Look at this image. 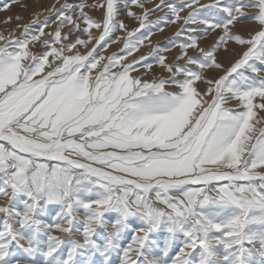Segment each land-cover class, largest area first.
<instances>
[{
    "label": "snow or ice",
    "instance_id": "1",
    "mask_svg": "<svg viewBox=\"0 0 264 264\" xmlns=\"http://www.w3.org/2000/svg\"><path fill=\"white\" fill-rule=\"evenodd\" d=\"M0 24V264H264V0Z\"/></svg>",
    "mask_w": 264,
    "mask_h": 264
},
{
    "label": "bare ground",
    "instance_id": "2",
    "mask_svg": "<svg viewBox=\"0 0 264 264\" xmlns=\"http://www.w3.org/2000/svg\"><path fill=\"white\" fill-rule=\"evenodd\" d=\"M22 3H28L29 4V8L27 11L23 10L19 4H13L10 11H7V12H0V19H4L5 17L7 16H16V15H21L25 18V20H27L29 18V15L32 11L36 10V2L37 0H21ZM53 2V0H39V3L44 5V6H47L49 4H51ZM61 2H63V0H61ZM4 3H6V1L4 0H0V5H3ZM4 17V18H3ZM99 19V18H97ZM3 21V20H2ZM4 28V25L3 24H0V31H2ZM241 31H243L244 29H240ZM174 31V28L173 27H170L169 29H167V32H173ZM165 35H167V33H165ZM163 37L161 36H156L153 38V42H157V41H164L162 40ZM117 47L116 46H113L109 51H117ZM233 57L229 56L227 58V60H231ZM227 60L225 61L227 63Z\"/></svg>",
    "mask_w": 264,
    "mask_h": 264
},
{
    "label": "rangeland",
    "instance_id": "3",
    "mask_svg": "<svg viewBox=\"0 0 264 264\" xmlns=\"http://www.w3.org/2000/svg\"><path fill=\"white\" fill-rule=\"evenodd\" d=\"M4 1H6L7 2V0H4ZM89 2H92V0H89ZM90 15H93L94 16V18H99L100 17V13L99 12H92V13H90ZM4 18V17H3ZM5 19V18H4ZM4 19H2V20H4ZM152 19H155V17H152ZM1 19H0V21H2ZM169 29V28H168ZM167 33V35L168 36H170L171 34H172V32L170 33V32H166ZM162 40H163V38H162ZM161 42V41H160ZM165 41H162L161 43H164Z\"/></svg>",
    "mask_w": 264,
    "mask_h": 264
}]
</instances>
